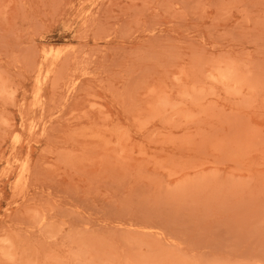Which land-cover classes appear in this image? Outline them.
Here are the masks:
<instances>
[{"label": "rangeland", "instance_id": "1", "mask_svg": "<svg viewBox=\"0 0 264 264\" xmlns=\"http://www.w3.org/2000/svg\"><path fill=\"white\" fill-rule=\"evenodd\" d=\"M0 264H264V0H0Z\"/></svg>", "mask_w": 264, "mask_h": 264}, {"label": "bare ground", "instance_id": "2", "mask_svg": "<svg viewBox=\"0 0 264 264\" xmlns=\"http://www.w3.org/2000/svg\"><path fill=\"white\" fill-rule=\"evenodd\" d=\"M30 125H32V124H30ZM30 129V128H29ZM19 136V135H18ZM14 139V138H13ZM22 140V139H21ZM13 143H14V141H13ZM18 143H19V141H18ZM27 156V155H26ZM23 161V160H22ZM20 162V161H19Z\"/></svg>", "mask_w": 264, "mask_h": 264}]
</instances>
